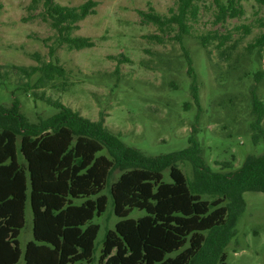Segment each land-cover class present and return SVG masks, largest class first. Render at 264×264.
Here are the masks:
<instances>
[{"label":"trees","instance_id":"trees-1","mask_svg":"<svg viewBox=\"0 0 264 264\" xmlns=\"http://www.w3.org/2000/svg\"><path fill=\"white\" fill-rule=\"evenodd\" d=\"M199 1L177 0L170 17L140 14L160 30L176 26L181 40L190 35V23L198 21ZM256 1L264 7V0ZM213 4L216 24L245 15L242 0H213ZM98 5L95 0L78 7L32 0L30 10L43 8V21L57 31L59 45L81 51L95 44L74 32L80 22L97 14ZM261 25L264 28V20ZM243 29L245 35L252 32L250 27ZM203 45L207 47V42ZM219 45L223 49L226 41L220 40ZM249 49L264 50V32ZM55 53L51 48L54 59ZM32 57L38 65L6 68L20 77L19 89L28 94L66 86L68 71L58 59L46 62L40 54ZM188 65L192 98L199 105V85L190 58ZM36 75L40 77L31 85ZM58 79L62 85L56 83ZM42 96L34 93L58 112L40 117L38 123H31L21 112L20 101L11 107L0 104V264H93L101 229L94 220L107 211L109 198L103 194L107 189L120 221L106 233L99 264H227L226 249L237 235L246 208L244 194L264 193V155L249 157L236 171L216 172L192 136L183 151L148 156L126 145L104 119L92 121L61 101ZM252 106V140L258 145L264 142V102L255 90ZM185 162L193 166V179L179 167ZM168 170L170 183L164 181ZM116 172L122 174L112 183ZM28 206L34 240L27 244L22 262L20 235ZM135 210L145 215L131 219Z\"/></svg>","mask_w":264,"mask_h":264},{"label":"rangeland","instance_id":"rangeland-1","mask_svg":"<svg viewBox=\"0 0 264 264\" xmlns=\"http://www.w3.org/2000/svg\"><path fill=\"white\" fill-rule=\"evenodd\" d=\"M87 1L56 0L69 7ZM95 1L99 3L97 14L80 22L74 32V36L90 38L95 46L70 51L59 45L57 31L43 21V8L31 11L32 0H0L1 105L11 107L18 100L21 112L31 123H38L40 117L58 112L42 98L34 97L39 92L87 119H104L108 129L126 145L153 157L187 149L193 136L200 143L205 162L216 172L236 171L249 157L264 155V142H253L251 128L253 90L264 102V76L256 77L264 74V50L249 49L264 32L263 6L256 0H242L243 17L216 24L213 0H200L198 21L190 23V35L180 40L176 26L160 30L140 14L154 12L170 17L177 9V0ZM244 26L252 29L250 35H245ZM220 40L226 41L223 49ZM51 48L56 51L55 59ZM34 54L46 62L58 59L68 71L66 86L28 94L19 89L20 77L6 68L36 66ZM188 58L198 80L199 105L192 98ZM39 77L34 76L31 85ZM56 83L62 85L63 81ZM223 163L233 167L225 169ZM179 167L193 179L190 163H180ZM121 174L116 172L111 182ZM164 181L171 182L169 170L164 172ZM103 194L109 201L106 213L94 220L101 229L93 264H99L107 231L120 221L109 189ZM244 199L246 208L238 221L237 235L226 249V262L264 264V193L247 192ZM144 215L135 210L130 218ZM33 240V215L28 206L26 226L20 235L22 262L27 244Z\"/></svg>","mask_w":264,"mask_h":264}]
</instances>
